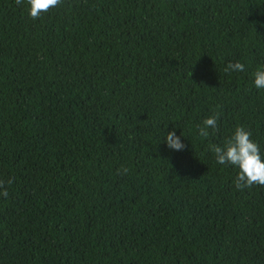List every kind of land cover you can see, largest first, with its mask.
<instances>
[{"label":"trees","instance_id":"obj_1","mask_svg":"<svg viewBox=\"0 0 264 264\" xmlns=\"http://www.w3.org/2000/svg\"><path fill=\"white\" fill-rule=\"evenodd\" d=\"M25 8L0 0V264H264V186L207 150L243 125L264 156V0Z\"/></svg>","mask_w":264,"mask_h":264},{"label":"clouds","instance_id":"obj_2","mask_svg":"<svg viewBox=\"0 0 264 264\" xmlns=\"http://www.w3.org/2000/svg\"><path fill=\"white\" fill-rule=\"evenodd\" d=\"M17 5L25 4L28 16L37 20L51 9L61 5L62 0H15ZM225 73H241L245 71V65L239 61L229 62L224 68ZM252 83L256 89H264V59L258 63L251 73ZM219 113L208 116L196 125V132L200 138L207 139L210 130H218ZM182 136V134H181ZM163 142L167 148L173 151H183L185 145L181 137L175 131L164 135ZM219 165H231L236 169L233 180L237 190L250 188L253 185L264 186V156L261 155L260 145L252 139V132L243 125L236 126L231 135L221 143H212L207 148ZM130 169L121 167L116 170L117 175H127ZM13 183V179H0V196L7 198L9 195L8 186Z\"/></svg>","mask_w":264,"mask_h":264}]
</instances>
